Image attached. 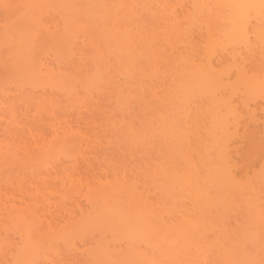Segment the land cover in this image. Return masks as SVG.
Returning <instances> with one entry per match:
<instances>
[{
	"label": "rangeland",
	"instance_id": "374dc122",
	"mask_svg": "<svg viewBox=\"0 0 264 264\" xmlns=\"http://www.w3.org/2000/svg\"><path fill=\"white\" fill-rule=\"evenodd\" d=\"M104 1H107L105 5L107 7L110 5V8H112L116 5L113 4L112 6V3H115L116 0ZM138 1L139 0H137V2L136 0H131L130 2L132 3L130 4L128 0H122L125 4L123 5L119 0L120 4L118 3L119 5L116 7H120V5L126 6L124 7L125 10H118L119 8H115L116 13H114V10H112V14H110L111 11L109 13L107 12L109 16L116 14L117 18L118 15L121 14L120 12L125 15L131 13V16L132 12H134L133 17L129 19L130 21L128 20L130 15H127V19L119 17L122 20L119 22V25L116 23V25L119 26V29L121 26V29L124 28L126 30V33L124 30L126 35H124L122 31L121 40L119 39L122 41L120 42V45H118V52L120 54L113 55L114 49L112 44H116L115 41L111 42L112 39L110 40L109 38L104 40L103 37H101V33H98L101 27L106 29L105 25H101V27H99L101 24L100 23L98 25L99 18L97 17L98 21L95 19L92 20V18V21H90L89 18L93 17L91 14L94 15V13L90 12L91 7L90 9L88 8L89 11L87 10L88 13H91L90 15L85 12L88 17L85 16V18L83 16L84 13L81 14L84 17L82 19L77 16L79 17L78 19H80V24L88 18L89 22H84L83 26L85 25L84 27H86L85 23H87V26L90 25V29L89 27H82L80 29V25L78 26L80 31L78 28L77 29L79 32L85 29L84 34L88 33L86 30L91 31L94 35L89 32L91 36L87 37L89 40H93L92 43L97 42V46L94 47V50L95 48L97 50V47L101 50H107L106 47H109V51H112L110 52L111 57L109 56L108 58L107 55H104L105 53L109 54L108 50L106 52L100 50V52H105L104 54L101 53L104 57L100 56L101 54L99 55L98 52V54H96V58L98 60H96L93 55H90L91 52H94L92 51V48L91 52H87V50L91 47V45L89 46L91 41L87 40L88 43H86L87 41L84 42L83 38L85 37L79 36L80 33L78 34L76 31L78 34V36L76 35V43L72 42L74 47L70 46L71 48H68V52L69 49L70 51L73 50L72 53H74L73 55L77 54L75 55L77 58L72 57L73 55L71 56L69 54L72 59H59L58 61L57 58H61L60 55L62 56L63 50L65 52L67 51V48H62L63 50H61V47H63L62 41H64L60 40L61 36H58V39H56V44L52 41L54 38L53 30L56 29L57 26L60 27V25H62L64 26V30L62 28V35L68 31V25L65 27L66 25H63L61 22L64 18L63 15H66L65 18L70 20V22H67L65 21L66 19H64L67 24H72V27H75L73 25H78L74 24L73 21L71 22L73 18H70V16L74 17V10L71 7L75 8L77 5L76 1L74 3L76 5H74L71 0H57L56 2H53L52 0H0V146L3 144L6 145L4 147H0V246L3 247V249L0 247V258L1 260L3 259L2 263L0 260V264H10L11 259L9 254L17 251V247L20 248L23 243L21 242L22 238H24V235L27 233L25 230H27V227L29 226H27L26 229L23 227L26 232L25 233L23 231L25 233L24 235L20 232L14 234L22 223L14 224L15 221L12 218L18 215L17 212H19V210L17 209H20L21 207L25 208L20 209L22 211L19 212L20 217L18 222H23L22 218L25 216L24 213L26 210L25 220L29 217V221H26L25 223L29 222L32 227V231L28 228L31 239L29 237L28 238L32 241L29 245L31 246V244H33L34 247L32 246V251L35 250V253L33 252V254L29 251L31 253L30 255L35 257H33L34 259L32 260V256H29L31 261L33 262L36 260V257H38L39 261L41 257V260H43L44 256L49 258L44 261L46 259L44 257L45 259L42 262L38 261V264H99V260L97 259L98 253L101 254L102 252H99L98 249L103 248L102 251H105V244L108 247V250L111 251V255L105 254L106 251L103 253L106 256L109 255L108 258L111 256L109 260L113 258L112 264H114V257L112 256V253L115 258L116 256L119 257L122 254L124 260H126L125 262L127 263V259H125L126 255L121 252L124 251L125 253V250H127L125 246L129 241H127V238L124 237L126 234H124V236H122V232V235H120V233L118 234L119 229L117 227V231L113 228H110L111 230L107 231L104 230L105 227H102L103 229L93 228L95 226H92V224L94 225L96 223V225H98L97 221L100 219L99 221L102 223L100 222L99 225H109L107 223L109 220L111 221L117 218V220H119L120 217V219L123 220L122 216H124L126 220L127 215L125 214L129 215L134 207H136V209L138 207H143L142 209H146L145 211L148 212H142V215L138 214L142 218L136 215L139 220L133 219L137 220L135 223L131 221V223L133 222V225L137 223L141 224L140 221H142L141 225H143L144 222H146L145 224H148V219H150V224L153 223L156 225L155 227L158 226L157 229L160 228L159 230L154 228V230L162 231L163 229L164 232H172L170 235H163L162 237L166 236L163 238V241L164 239H166L165 241H168V238L169 236L171 237V235L174 237L175 241L173 242L175 243L173 244H175V246L172 248L175 249L173 250L174 253L171 252V256L173 254H177V261L174 259V262H177L176 264H212L213 262H215L213 264H264V0H255L256 4L251 2L256 6L251 4L252 7L250 6V8L246 4L249 10L244 6L246 0H240V4L241 1L243 2L242 5L239 4L240 6L238 5V0ZM83 2L84 3H82V5L84 4L85 6L87 2L89 3V0H83ZM91 2H94L93 4L97 6L95 0H90V5ZM105 2L102 0V3L105 4ZM108 2L111 3L108 4ZM116 2H118V0ZM100 5H98L99 8ZM128 7H130L133 11L128 12L131 10L130 8L128 9ZM232 8L233 12L236 13L234 16L231 12ZM81 9L82 8H80V11ZM100 10L102 9L100 8ZM122 10L127 11L128 13H125ZM75 11L76 13L80 12L77 9H75ZM96 11L97 10L94 11L95 14L100 12L97 11L96 13ZM103 13L100 15L101 19L103 17ZM230 13L234 18L236 16V18L238 17L240 19L239 15H241V21L242 19L245 20L243 22H236V18L233 20V18H231L232 16L229 15ZM125 15L123 17H125ZM60 17H62V19ZM76 19L73 20L75 21ZM227 19L228 22L231 21V19L235 21V23L232 24V27H234L237 23L239 24L236 26H240L231 29L232 27L228 25L229 23L227 22ZM59 20L62 24L59 23ZM111 20L112 17L110 21ZM94 21L95 23L92 24ZM105 21L102 23H105ZM110 21L109 23L107 22L108 25L106 26L113 28L115 24L112 25ZM233 21L231 23H233ZM94 25H96V27ZM54 26H56V28ZM69 27L71 29V26ZM91 27L93 28V31L91 30ZM127 27H132V29L129 28V30H131L130 32L126 29ZM114 28L116 29L117 27L115 26ZM238 29H240V32ZM48 30L51 31L49 34L52 33V35L48 34ZM62 30L58 29L56 31L61 32ZM72 30L74 31V29ZM58 32L55 33L56 36ZM131 32L137 33L133 34L136 35V38L139 36L137 40H135V36L133 37ZM73 34H75V32ZM81 34L83 35V32H81ZM58 35H60V33ZM142 35L144 36V39L145 35L149 38V40L145 39L146 41L143 39L144 44H147L146 42H148L145 46L149 48L144 55H142L143 52L140 51L141 49L139 48L141 47L140 43H142L139 39L143 38ZM73 38H75V35ZM94 39L97 41H94ZM95 43H93V46ZM108 43H112V47L108 45ZM134 43L137 44L136 47ZM105 44L106 46H104ZM144 44H142V46ZM63 45L66 47L64 42ZM101 46L102 48H100ZM135 50H138V53L141 52L140 55H142V57H139L138 61L135 60L137 64L135 63L132 65L134 58L138 57V53H136ZM56 51L57 53L59 52L60 55H53L56 54ZM77 51H84L85 54L88 53V55L94 58H90V56L83 54V56L85 55L84 57L88 56L89 59H87L92 61L80 59L81 56H78L80 54H78L79 52ZM143 51H145V47ZM132 53H134V55ZM69 55L67 54L66 57ZM102 57V61L104 63L105 61L106 63L109 62V64L107 63V67L110 70L105 73V76L104 73H100V75L97 72L98 75L101 76L100 78L102 79L104 76L103 78L106 77L107 79V75L110 74L109 77L112 78L111 80H109L110 78L108 80L111 81V85H114L112 84V79L118 78V83L115 82L114 79L113 81L117 83V85L122 84V86L118 85V87H116L117 85H115L113 87L116 90L110 89L113 87L106 85L105 83H107V81L103 79V82L101 83L102 86L97 83L99 84V87L96 84V87H92V92L87 89L86 93L90 91L92 93L91 95L94 94V96L89 97L90 92L87 96H84L86 87L83 88L85 85L82 86L83 84H79V82L75 81L77 79L75 76L77 73L80 74V76L84 75V71L81 72L83 69L85 70V75H88L86 73H89V70L94 71L91 70L94 65H96V69H102V67L99 68V66L102 65L100 64ZM93 59H95V61ZM116 59L119 60V62L122 61L120 63L121 65H119L122 68L119 69L118 64L116 65ZM87 62L89 65L86 64ZM90 62L93 63V66ZM67 64H71V66L73 65L76 67V69L73 68L74 71H70V69H72L71 66L68 70L71 73L75 72L73 77L75 79H73V81H71V79L70 81L73 82L75 86L77 85L76 88H78L76 89V93L79 91V94L82 95L79 96L76 94L77 98H79L77 99L75 97L77 102L79 100L78 104L75 101V98L74 100L72 99L73 96L71 92H67L68 95L71 94L69 95L72 96L71 98L65 95V86L63 87L62 82L65 75H58V79L62 80H56L57 82H55L57 84L55 85L50 84L52 87L56 86V91L54 89L52 90V87L49 88L50 86H46L49 82H51V79L49 78L54 74H52V71L49 72L50 67H52L51 70L59 67L58 71L63 70V72L66 71L68 73V70H64L68 68ZM84 65H88L89 67H83ZM135 65L137 66L136 70L135 67H133ZM63 66L66 68L62 69ZM104 66V69H106V64ZM125 66L128 68H125ZM132 67L134 74H132ZM104 69H102L103 72ZM30 70L31 73L33 72V76H30ZM53 71L56 72L57 70L54 69ZM121 71L123 72L121 73ZM94 72H96V70ZM73 73L70 77L73 76ZM48 74H50V77ZM69 74L70 73H68L67 77ZM26 75L29 76L26 77ZM111 75H117L118 77H113ZM96 77L97 76H95V78ZM45 79L49 82H46ZM52 80H55V78ZM80 80L84 79L81 77ZM59 82L61 85L58 84ZM66 84L67 82L64 85ZM87 84H89V86L92 85L90 83ZM108 84L110 83L108 82ZM72 85L73 84H71V86ZM75 86L72 87L75 88ZM107 86V90L110 89L111 94L106 90ZM132 86L133 88L135 87L134 89L137 92L138 100L135 99L137 96H131L132 99L129 96L130 94L135 95L136 92H130L129 95L127 93L131 91L130 89ZM60 87L63 91L62 94L57 92L61 90ZM79 87L83 93L78 90L80 89ZM99 88L100 90L104 89L103 91L105 93L100 92ZM118 88H120L121 91ZM133 88L132 91H134ZM74 90L72 89V91ZM93 90H96V94ZM117 90L120 91L122 96H126L121 99L123 100L126 98L125 102L127 103V106L121 109H116L117 107L120 108L117 104H115V107L113 105L115 100L116 103L118 101L117 99L120 100V98H115L114 96L116 95V97H118V94L116 93ZM106 92L109 93V97H107ZM114 92L116 94H114ZM207 92L209 93L208 96H203L205 93L207 94ZM104 99H112V101L110 103L108 100ZM69 100H73L72 104L76 102L75 106L74 104L71 105ZM122 100L119 105L124 103ZM97 104L99 105V108ZM94 106L97 108L94 109L95 111L91 110ZM90 110L93 111L92 114L94 115L91 114ZM94 120L97 122L95 125L93 122ZM118 124H120L119 127H117ZM69 129H72L73 131L71 132ZM118 130L123 134H119ZM68 131L70 132V135H73L75 138L77 137L76 135L78 132L80 137L83 134H86L87 136L83 135L82 142L80 144L78 143V146H76V144L75 146L73 145L76 149L73 147L74 149L61 151L58 149L60 142L64 143L71 139L70 141L77 143L81 140L80 137H77L80 140L77 138L76 140L74 137L72 138L69 134H67ZM80 131H82L83 134ZM55 135L58 140H56L57 138L55 139ZM66 136L70 139L68 140ZM182 136L184 140L181 142L182 145H180V147H176V141L180 140V137ZM64 139L66 141H64ZM75 140L77 142H75ZM47 141H49L48 144ZM56 141L60 142L58 143ZM53 142L55 145L58 144V146L56 145V147ZM178 142L179 141H177V143ZM36 143L39 144L37 145ZM38 146L39 148H37ZM43 146L46 147L45 150ZM177 146H179V144H177ZM49 147L52 151L47 150ZM54 147L58 150H53L55 149ZM70 147L71 146H69V148ZM182 154L187 155H184L186 158H190L187 159L188 161H185L184 164H187L188 162L190 164L184 165L183 161L180 163L179 160L183 156ZM205 159H209L210 163L213 164V167H216L215 172L217 173H214L213 171L209 172L212 170V165L207 163L208 161ZM177 162L179 165L182 164V166L177 165ZM206 163L210 167L206 165ZM174 165L176 168L179 166V168L174 169ZM189 165H194L193 168L195 169V172L194 170L192 171V176L188 175L190 173V169H192V166L190 169H187ZM207 166L209 167L208 170L205 169ZM196 169L202 172L203 176L205 171H207L203 182L196 180L201 174ZM173 170L176 171L174 172L175 174L172 173ZM193 172L197 173L198 178H196V175H194ZM198 172L200 174H198ZM210 174H214V177L213 175L210 176ZM187 175L191 181H188ZM175 176L178 177V179L176 177L178 183L176 182L177 180L175 179ZM202 177L200 178L201 181ZM210 177H213L214 179L212 178L213 180H211ZM172 179L176 182V184L175 182H172L173 185L175 184L174 186H171L172 183L170 184ZM206 179L207 181L205 183ZM106 180L109 181L108 184L110 183L111 188L108 185V189L104 191L106 185H102V183L105 184L107 182ZM79 181H82V183ZM192 181V184L195 185V187L198 186L195 188V191L194 188H192ZM194 181L196 182L194 183ZM208 181L211 183L209 185L210 188L208 186ZM100 182H102L101 185L103 187L101 186L99 189ZM112 182L117 185L121 182L119 185H122V187L118 185L120 190L117 188V185ZM79 183L81 187L79 186ZM96 183L99 186H97ZM86 186L91 187H88V190L86 189L87 192H85V190L83 191ZM124 186L126 187L124 188ZM93 187L94 189L98 188V190L96 189L97 191L95 192V190L92 189ZM126 188H130L131 192ZM201 188H203L202 191ZM215 188L216 191L213 193ZM109 189H112V197L115 192L113 189L116 190L115 195H118L119 198L123 195H119L121 191L126 194L127 198H121L123 200L122 202L125 201L121 204H126L127 200H129V203L132 202L134 197L132 198L131 195L135 196V198H138L137 196L140 195L143 206L141 203L138 207L134 206L140 202L139 198L138 200L134 199L136 203L133 205L130 204L133 208L129 205L131 208L129 213L126 210V208H128V203L123 206L118 204L117 207L121 206L125 209V211L121 207L120 209L122 211L119 210L118 207L119 213H116V209L113 211V207L112 209L110 208V210H112L111 212H115L114 214H117V217L111 216V218H109L110 215H113L110 211H106V214L101 217V212L103 214V211H105L104 208L106 207L105 209H107L108 204L109 207H112L114 205L113 202L118 203V200L114 201L113 199V204L111 203L112 206H110V201L112 200H109V202L107 200L108 197L109 199L111 198V194L109 195ZM124 189L128 190L127 192L131 194L130 197L128 196L129 194L127 195L126 191L124 192ZM197 189L199 190L197 191ZM23 190L25 192L24 196L22 192ZM26 190L29 191H27V194ZM93 191L95 194L98 192L101 193H99L98 196H94V199L96 197L98 199V197L101 196L100 199L102 200L103 195H108L107 199L106 196L103 197L106 199V202L100 200L101 204L99 207V201L97 199L94 200L92 198L94 201L92 202L91 200L92 203L90 204L89 202L88 204L89 207H91L93 205L95 206L94 202L98 203L95 207H98L100 212L95 210L97 208L87 207L88 202L86 203V201H90L91 198L87 199L86 196L90 192L91 194H89V196L92 195ZM103 191L104 193L106 192V194H104ZM209 191L212 193L209 194ZM83 192L85 195H83ZM199 192L202 194L199 195ZM204 192L207 193L205 196ZM20 193H22V195H20ZM135 194L138 195L136 196ZM212 195L213 198H211ZM206 196L207 199L210 196L209 198L213 201L208 199L210 201L207 202V199L203 198H206ZM122 197L124 198L125 195ZM20 198L21 201L22 198L24 199L23 202L20 201ZM28 198L30 199V202L27 201ZM84 199L87 200L85 201ZM34 200L35 205L32 203ZM8 201L10 202L7 203ZM104 202L107 206H104ZM13 203L15 205L19 203L18 205L20 206H15ZM102 203L104 204V207L101 206ZM8 204L12 207L14 206L16 210L8 208V212H6ZM26 206L28 207V211ZM30 208L32 210L34 208L35 211L30 213ZM80 209H82L81 211L84 210L83 212H86V214L89 210L88 214L91 216L89 215V218L87 216L88 214L86 215L87 217L83 216ZM86 209L87 211H85ZM92 209L97 213L99 212V216L95 215V211L91 212L90 210ZM27 212L29 213L27 214ZM123 212H125L124 215ZM137 213H139V211ZM7 214H13L14 216H9ZM147 214H150L151 216H148ZM130 215L131 218L134 217L132 214ZM7 216L10 220L7 219ZM95 216L97 218H94ZM84 217L89 220V223L86 222L87 220ZM17 218L18 217L15 219ZM90 218L94 219L92 220V223H90ZM131 218L129 219L131 220ZM75 222H77V224ZM6 223L7 225H11L10 223H13L15 226L19 225L17 227L18 229L15 228L16 231L14 232V225L12 224V226H7ZM74 223L79 225V227H75ZM82 223L84 228H88V226L90 227L89 224H91L92 228L87 230L84 229V231H82L80 228L82 227ZM85 224H88V226H85ZM211 224H213L212 228ZM23 225L25 226L24 223ZM152 225L150 226L152 227ZM125 226H128L124 227L125 229H128H124L123 231L127 232L130 229L129 227L135 228L132 227V225ZM122 227L123 226H121V228ZM137 227L138 226H136V228ZM147 227L149 226L147 225ZM147 230L146 233L149 232V230L148 232ZM164 232L159 233L164 234ZM102 233L104 234L101 235ZM136 233L139 232L136 231ZM155 233L158 234L157 232ZM131 235H134V237L136 236L134 233ZM143 235L145 236V232ZM152 235H154V233H152ZM158 235L154 236L155 239ZM139 236H136V239ZM134 237L132 239H134ZM159 237H161V235ZM100 238L102 239V243L104 241L105 244L103 243L102 245L101 242L97 243ZM128 238L131 239L130 235ZM142 238L140 237L136 240V242H132V254L131 251L127 250L131 256L136 255L135 249L148 251V254H145V256L141 255L143 258L147 257V255L149 256V254L153 255V253H155L149 252V250H154L151 247L154 241H151L152 244H150V249L148 247L149 241ZM220 238L223 241H221ZM216 239L219 242H223V245H226L227 248H230V246L232 247L234 244V246L238 247L236 244H239L238 242L240 241V246L243 244L242 247L245 250L244 253H246H242V256L246 255V257L243 256V259H241V257H239L240 259H238V257L236 259H232L230 258V254H232L231 256L233 257L234 250H232V253L231 249L228 252V250L221 248L222 250L227 251L228 254L224 257L226 261H219L218 259L220 256L223 258L225 254L223 252L225 251H222L218 247L219 244L217 248L220 249L222 253H219L220 251L217 249L216 250L219 252L215 250L213 243ZM24 240H26V238ZM172 240L173 238H171V243ZM224 240H226V244ZM26 241L28 242L29 240ZM163 241L161 240L162 248L161 246L160 248L163 250L165 246V248L167 247L166 249H169L166 242L164 245ZM221 242L220 245H222ZM2 243H6L7 245H5L8 246L7 248H9L10 244V247L12 248L7 249L5 248V245L2 246ZM95 243L101 245H97ZM30 246L27 247L26 245L25 250H28V248L30 249ZM98 246L100 247L98 248ZM160 248L158 249L159 251H161ZM10 250L11 252L9 253ZM171 250L172 249L170 247L169 251ZM22 252L23 251H21V253ZM118 252L119 256L116 255ZM21 253L20 251L16 252L18 256L23 254ZM103 253L102 255H104ZM106 253H108V251ZM129 253L128 257L130 259ZM138 253L139 251H137V254ZM216 253H218V255H216L217 257L220 255L219 258L213 255ZM94 254H96V257ZM168 254L169 256L166 255V257H170V252ZM183 254H188V256L194 254V256H190L192 259H194L193 257L197 254H200L201 256L202 254H211L215 257V259L207 261H204L205 259L199 260L198 257L200 256L197 255L196 257L198 258V261H193L190 257V261L188 259L186 261V255L184 256ZM25 255L27 256V254ZM160 255L158 256L159 258L162 256ZM163 255L164 260H161L163 257L158 259L156 252V259L154 258L156 261L152 260L153 262L151 263L170 264V259L174 256L169 259V262L165 259V253H163ZM178 255H182V257ZM12 256L11 258H15ZM99 257H101V255ZM123 257L121 256L122 260ZM142 257L141 259L138 258L140 262H136V259L131 257L133 259H130L127 264H130L132 260H135L133 261V264H143V262L148 264L147 261L145 262L146 259H142ZM150 257L151 256L148 258ZM7 258L10 260L8 261ZM95 258L98 260L96 263H94ZM104 258L107 257H103V261L105 260ZM209 258L212 259L211 257H208V259ZM20 259L17 260L20 264L30 262V260L27 262L29 258L25 262L23 260L24 263ZM91 259H93V261ZM179 259H181V261ZM14 261L16 262L14 259L12 264H14ZM34 262H37V260ZM106 262L105 264H109V262ZM116 262H118V260ZM119 262L121 261L119 260ZM125 262L122 264H125ZM100 264L103 263L100 261Z\"/></svg>",
	"mask_w": 264,
	"mask_h": 264
},
{
	"label": "bare ground",
	"instance_id": "6f19581e",
	"mask_svg": "<svg viewBox=\"0 0 264 264\" xmlns=\"http://www.w3.org/2000/svg\"><path fill=\"white\" fill-rule=\"evenodd\" d=\"M48 1H50V0H48ZM52 1H53V2H56L57 0H52ZM58 1H59V0H58ZM71 1H72L73 4H74L75 1H76L77 5L74 4V5H76L75 8H74V7H71V8L74 10V11H73V12H74V13H73V14H74V17H73V16H72V17L70 16V18H71V19H72V18H73V19H76V18L78 19V18L80 17V19H82V18H84L85 16L88 17L87 14L90 15L91 13H94V15L91 14V16H93L94 18H93V17H90V18H89L90 21H92V20H94V19L97 20V19L99 18V19H98L99 21L97 20V21L99 22L98 25L101 23V24L99 25V27H101V25H102V26L105 25L106 29H104V27H101V28H100V31H99L98 33H101V35H102L101 37H103L104 40H105L106 38H107V39L109 38L110 40L112 39L111 42H112V41H113V42L115 41L116 44H114V43L112 44V43H111L112 46H113V49H114V50H113V51H114V52H113V55H114V54H115V55H116V54H120V53L118 52V49H119V48H118V47H119L118 45H120V42H122V41H120V40H121V37H122V36H121V35H122V34H121L122 31H123V34L126 35V34H125V33H126V30H125L124 28H122V29H123V30H122V29H121V26H120V29H119V26H117V25L120 24L119 22L122 21L119 17L124 18V19H127L128 16L130 15L129 18H128V20H129L131 17H133L134 12H132V16H131V13L129 14L128 12L133 11V10H132L130 7H128V9L130 8L131 10H129V11L127 12V11H123V10H125L124 7H126V6H122V5H120V7L122 6L121 8H120V7H116V6H118V5L120 4V3H119V0H118V2H116L117 0H116V1L114 0L115 3H112V6H113V4H116V5L113 6L114 8H113V7L110 8V5H109L108 7L105 6L106 3H107V1L105 2L104 0H103V2H105V4L102 3V0H99V1H98V0H95V2L97 3V4H96L97 6H95V5L93 4L94 2H91V5H90V0H89V3L87 2V3L85 4V6H84V4L82 5V3H84L83 0H81V1H80V0H75V1L71 0ZM78 1H79V2H78ZM84 1H88V0H84ZM109 1H110V0H109ZM114 1H113V2H114ZM130 1H131V0H128V2H130ZM139 1H141V0H139ZM139 1H138V2H139ZM239 1H240V0H238V2H239ZM249 1H250V0H249ZM249 1L246 0V3H245V5H244L247 9H248V6H249V8H250L251 4H252L253 6H256V5H254V4H256V3H255V2H256L255 0H251L250 2H249ZM258 1H259V0H258ZM80 2H81V3H80ZM120 2H121L123 5H125V4L122 2V0H120ZM126 2H127V1H126ZM132 2H133V1H132ZM132 2H130V4H131ZM136 2H137V0H136ZM251 2H254V4L251 3ZM263 2H264V1H263ZM72 3H71V4H72ZM78 3H79L80 5H79ZM109 3H111V2H108V4H109ZM118 3H119V4H118ZM134 3H135V1H134ZM248 3H249V4H248ZM73 4H72V5H73ZM100 4H101V5H100ZM128 4H129V3H128ZM139 4H140V3H139ZM139 4H138V5H139ZM143 4H145V3H143ZM233 4H234V3H233ZM239 4H240V2L238 3V5H239ZM242 4H243V2L241 1V4H240V5H242ZM246 4H247L248 6H246ZM92 5H93V6H92ZM98 5H100V8H101L102 10H100V8H99ZM134 5H135V4H134ZM240 5H239V6H240ZM59 6H60V5H59ZM94 6H95V7H94ZM101 6H102V7H101ZM78 7H79V8H78ZM91 7H92V8H91ZM97 7H98V8H97ZM103 7H104V8H103ZM235 7H237V6H235ZM251 7H252V6H251ZM80 8H82V9H81L82 13H81V11H80ZM88 8H89V9L91 8V9H90V10H91V11H90L91 13H88V11H89ZM94 8H95V9H94ZM96 8H97V9H96ZM105 8H107V9H105ZM108 8H110V9H108ZM115 8H119L118 10L123 9L122 11L125 12V13H128V14L125 15V14H123L122 12L119 11V12H120L121 14H123V15L117 13V14H119V15H118V18H117V16H116V14H113V16L110 15V16L112 17V20H113V19L115 20V21H114V20H113V21H112V20L110 21L111 17L109 16V14H107V12L109 13V12L111 11L110 14H112V10H114V13H116V12H115V11H116ZM132 8H133V7H132ZM237 8H238V7H237ZM253 8H254V7H253ZM253 8H252V9H253ZM59 9H60V8H59ZM75 9L79 10L80 12L77 11L78 13H76ZM83 9H84V10H83ZM93 9H94V10H93ZM252 9H251V10H252ZM87 10H88V11H87ZM95 10H97L98 12L100 11V12H99L98 14H95V12H94ZM106 10H107V11H106ZM108 10H109V11H108ZM118 10H117V11H118ZM235 10H237V9H235ZM248 10H249V9H248ZM251 10H250V11H251ZM71 11H72V10H71ZM97 11H96V13H97ZM102 11H103L104 13H105V11H106L105 16H106L107 20H109V21L111 22L112 25L115 24V25L113 26V28H111L110 26H108V27L106 26V25H108L107 22L109 23V21L106 20V18H105V16H104V13H103ZM252 11H254V10H252ZM60 12H61V11H60ZM85 12H86L87 14H86ZM231 12H232L233 16L236 15V13L233 12V8H232V11H231ZM241 12H242V11H241ZM62 13H63V12H62ZM83 13H84V14H83ZM102 13H103V17H102V19H101V16H100V15H102ZM75 14H76V15H75ZM78 14H80V15H78ZM81 14H83L84 17H83ZM85 14H86V15H85ZM239 14H240V13H239ZM239 14H237V15H239ZM97 15H99V16H97ZM124 15H125L126 18L123 17ZM127 15H128V16H127ZM229 15H231V13H230ZM61 16H62V15H61ZM65 16H66V15H65ZM65 16L63 15V17H64L63 19H62V17H60V18L62 19L61 22L63 23V25H66L65 27H67V25H68V28H69L68 31L65 30V31H66V32H65L66 35H65V33L63 34L64 36L62 35L63 30H64V28H63L64 26L60 25V27H61V28H60L59 26H57V23H56L57 28H56V26H54L56 29L53 30L54 38L52 39V41H54V43L56 44V39H58V36H61V37H60L61 39H60V38H59V39H60L61 41L64 40V41H62V46H63V47L60 46V47H61V50H63L62 48H67V51H65V52H64V50H63V52L61 51V52L63 53V54L61 53L62 56L60 55L59 52L57 53V51H56V54H53V55H55V56H56L57 54L60 55L61 58H57V57H56L58 61H59V59H61V60H67V58L70 59L71 56L74 54V53H72V52H73L72 49H71L72 51H70V49H69V52H68V48H71L70 46L74 47V45H72V42L76 43V35L78 36L79 33L81 34V32H83V35H82V34H81V35L79 34V36H83V37H85V38H83V37H81V38H83V41L86 42L87 40H89L88 37L91 36L90 33L93 34L91 31H88V30H86V32H88V33H87V34H84V33H85V32H84V30H85L84 28H86V27L88 28V27H89V29H90V25L87 26V23H85V24H86V27H84L85 25L83 26L84 22H86V21L89 22V19H88V18H87V20H86V19H85V20L83 19L84 22H83V23L81 22V24H80V22H79L80 19H78V21H77L78 23L76 22L77 19H76L75 21L72 19L71 22L73 21L74 24H78V25H73V26H75V27H72V24H70V23L67 24V22H70V20H67V18H65ZM77 16H79V17H77ZM114 16H116V17H114ZM231 16H232V15H231ZM233 16H232L231 18H233V20H234V19L236 18V16H235V18H234ZM239 16H240V19L237 17V18H236V22H237V21H241V18H242V17H241V15H239ZM245 16H247V15H245ZM75 17H76V18H75ZM86 17H85V18H86ZM97 17H98V18H97ZM91 18H92V20H91ZM116 18L118 19V21H117ZM64 19H66L65 21H67V22H65ZM68 19H69V18H68ZM119 19H120V20H119ZM237 19H239V20H237ZM102 20H103V21H102ZM105 20H106V21H105ZM229 20H230V18H229ZM233 20L231 19V21L228 22V19H227V22L229 23L228 25H229L230 27H232V24L235 23V21H233ZM244 20H245V19H244ZM244 20L242 19L241 22H243ZM97 21H96V22H97ZM100 21H101V22H100ZM104 21H105V23H102V22H104ZM116 21H117V22H116ZM129 21H130V20H129ZM232 21H233V23H231ZM61 22H60V20H59V23H61ZM75 22H76V23H75ZM59 23H58V25H59ZM62 23H61V24H62ZM94 23H95V21H94L92 24H94ZM116 23H117V25H116ZM123 23H124V21H123ZM89 24H90V23H89ZM237 24H239V23H237ZM237 24H235V26L232 27L231 29L240 26V25L236 26ZM240 24H241V23H240ZM79 25H80L81 27H80ZM109 25H110V24H109ZM122 25H123V24H122ZM69 26H71V29H70ZM78 26H79L80 29H81L82 27H84V28H83L84 30L81 31V32H79L80 29L78 28ZM94 26L96 27V25H94ZM94 26H93V27H94ZM115 26H116L118 29H117V28L115 29V28H114ZM99 27H98V30H99ZM124 27H126V26H124ZM230 27H229V28H230ZM62 28H63V30H62ZM75 28H76V29H75ZM77 28L79 29V31H78ZM129 28H130V27H127L126 29L130 32L131 30H129ZM239 28L242 29L241 27H239ZM58 29H61L62 31H61V32L56 31V30H58ZM65 29H67V28H65ZM72 29H74V31H73ZM101 29H102L103 31H102ZM130 29H132V27H131ZM133 29H134V28H133ZM240 29H238L239 32H240ZM69 30H70V31H69ZM91 30L93 31V28H92V27H91ZM98 30H97V31H98ZM105 30H106V31H105ZM124 30H125V33H124ZM234 30H236V29H234ZM234 30H233V31H234ZM59 31H60V30H59ZM72 31H73V32H72ZM76 31L78 32V34H77ZM128 31H127V33H128ZM229 31H230V29H229ZM49 32H51V31L48 30V34H49ZM56 32H58V34L60 33V35L57 34V36H56V34H55ZM67 32H68V33H67ZM74 32H75V34H73ZM89 32H90V33H89ZM102 32H105V33H102ZM134 32H135V31H134ZM239 32H237V33H239ZM131 33H132V35H133V34H137V33H133V32H131ZM233 33H234V32H233ZM88 34H89V35H88ZM103 34H104L105 37L103 36ZM128 34H129V33H128ZM239 34H240V33H239ZM49 35H52V33L49 34ZM74 35H75V38H73ZM84 35H86V36H84ZM93 35H94V34H93ZM124 35H123V36H124ZM62 36L65 37V38H63ZM87 36H88V37H87ZM128 36H129V35H128ZM134 36H135V40H137L138 37H139V36H138V37L136 38V35H133V37H134ZM142 36H143V35H142ZM142 36H141V37H142ZM52 37H53V36H52ZM133 37H132V38H133ZM141 37H140V38H141ZM66 38H67V40H66ZM69 38H71V39H69ZM77 38H78V37H77ZM86 38H87V39H86ZM94 38H95V37H94ZM130 38H131V37H130ZM68 39H69V41H68ZM73 39H74L75 41H74ZM85 39H86V40H85ZM90 39H93V38H90ZM107 39H106V40H107ZM119 39H120V40H119ZM143 39H144V36H143L142 39H139V41H142V43L139 42V43L141 44V47H139V48L141 49L140 51L143 52L142 55H144V53H145L146 51H148V49H149L147 46H145V45L148 44V42H146L147 44H144ZM145 39H146V40H149V38H148L146 35H145ZM145 39H144V40H145ZM71 40H72V41H71ZM104 40H103V41H104ZM132 40H133V39H132ZM146 40H145V41H146ZM66 41H67V42H66ZM70 41H71V42H70ZM89 41H91V43L89 42V43H90L89 46L91 45V47H90L89 50H87V52H88V51L91 52V48H92V49H93L92 51H94V52H91V53L89 52V53H90V55H93V56L95 57L96 60H98V59L96 58V57H97L96 54H98V52H99V55H100L101 53L104 54L107 50H108V51L110 50V49H108L109 47H108V48L106 47L107 50H105V49H104V50H103V49L101 50V49H98V47H97V50H99V51H97L96 48H95V50H94V47L97 46V45H96L97 42H96V43L93 42V43H95L94 46H93V43H92L93 40H89ZM94 41H97V40L94 39ZM63 42H64V44H66V47H65V45H63ZM105 42H108V41H105ZM117 42H118V43H117ZM135 42H136V41H135ZM137 42H138V41H137ZM74 43H73V44H74ZM86 43H88V41H87ZM109 43H110V42H109ZM109 43H108V45L111 46V44H109ZM123 43H124V42H123ZM131 44H132V43H131ZM142 44H144V45L142 46ZM60 45H61V44H60ZM134 45H135V47H136L137 44L134 43ZM104 46H106V44H105ZM112 46H111V47H112ZM138 46H139V45H138ZM115 47H116V48H115ZM132 47H133V46H132ZM142 47H143V48H142ZM144 47H145V51H143V50H144ZM100 48H102V46H101ZM103 48H104V47H103ZM139 48H138V49H139ZM146 48H147V50H146ZM133 49H135V48H133ZM136 49H137V48H136ZM65 50H66V49H65ZM75 50H76V49H75ZM75 50H74V51H75ZM100 50H101V51H105V52H100ZM111 50H112V48H111ZM54 51H55V50H54ZM95 51H97V52H95ZM135 51H136V53H138V50H135ZM77 52H79L78 54H80V55H78V56H79V57L81 56L80 59H84L85 61L89 59L88 56H90V55H88V53L85 54L84 51H83V52L77 51ZM77 52H76V53H77ZM85 52H86V51H85ZM110 52H112V51H109V54H108V53H105L104 55H107L108 58H109V56H110V54H111ZM133 52H134V51H133ZM65 53H66V54H65ZM71 53H72V54H71ZM67 54H68V55L70 54L71 56L69 55L68 57H66ZM83 54L88 55V56L84 57L85 55L83 56ZM94 54H95V55H94ZM132 54L134 55V53H132ZM140 54H141V52L137 54L138 57H136V58H134L133 56H131V57L134 58L132 65H134V64L136 63L135 60L138 61V58H139V57H142V55H140ZM75 55H77V54H75ZM75 55H73L72 57H76V58H77V56H75ZM104 55L101 54L100 56H103V57H104ZM113 55H112V56H113ZM130 55H131V53H130ZM117 56H118V55H117ZM65 57H66V58H65ZM94 57L90 56V58H94ZM103 57H102V59L100 60V61H101L100 64H102L103 66L106 64V69H107V70L104 69L105 66L103 67L102 65H100L99 68L102 67V69H104V72H103L102 69H98V68L96 69V65H94V66H95V67H94V66H93V63L90 62L91 65L93 66L92 68H91V66H90L91 70H94V71L96 70V72H94V71H90V70H89L88 72H89L90 74H89V73H86V74H88V75H85V70L83 69L81 72L84 71V75L81 74L82 76H80V74L77 73L76 76H77V75H78V76H77V77L75 76V78H77L75 81L79 82V84H80V83L83 84L82 86L85 85L83 88L86 87V88H85V91H84V96H87V95L89 94L90 91L92 92V87H96V84H97V83L101 84V83L103 82V79H105V80L107 81V83H105V84H106V85H109L110 87H113V86L117 85V83H118V81H119L118 78H116V79L113 78L114 81L117 82V83H115V82L113 81V79H112V84H114V85L112 86V85H111V81H109V80H111V78H112V77H111V78L109 77L110 74L107 75V76H108L107 79H106V77L103 78V77L106 75L105 73L108 72V70H110V69H108V67H107V63L109 64V62L106 63V61H105V63H104V62L102 61V60H103ZM110 57H111V56H110ZM118 57H119V56H118ZM53 58H54V57H53ZM85 58H86V59H85ZM87 58H88V59H87ZM98 58H99V56H98ZM108 58H107V60H108ZM71 59H72V58H71ZM95 59H93V60L95 61ZM118 59H120V58H118ZM121 59H122V58H121ZM84 60H83V61H84ZM105 60H106V59H105ZM113 60H114V59H113ZM130 60H131V59H130ZM70 61H71V60H70ZM81 61H82V60H81ZM85 61H84V62H85ZM88 61H92V60H88ZM115 61H116V62H115L116 65H117V64H118V66L121 65L120 63H121L122 61L119 62V60H117V59H116ZM134 61H135V62H134ZM73 62H74V61H73ZM73 62H71V63H73ZM102 62H103L104 64H103ZM113 62H114V61H113ZM113 62H111V63H113ZM68 63H69V61H68ZM129 63H130V62H129ZM129 63H128V64H129ZM73 64H75V63H73ZM86 64H88V62H87ZM130 64H131V63H130ZM136 64H137V63H136ZM81 65H83V64H81ZM88 65H89V64H88ZM88 65H87V66H88ZM110 65H111V64H110ZM113 65H114V64H113ZM132 65H130V66H132ZM59 66H60V65H59ZM70 66H71V64H69V65L67 64V67H68V68H66L65 66H63L62 69L66 68V69H64V70H68ZM72 66H73V65H72ZM72 66H71L72 69H70V71H74V69H76V67H74V66L72 67ZM87 66L84 65L83 67H87ZM97 66H98V65H97ZM55 67H56V66H55ZM60 67H61V66H60ZM88 67H89V66H88ZM116 67H117V66H116ZM133 67H135V70L137 69V68H136V67H137L136 65L133 66ZM133 67H132V72H133ZM51 68H52V67H50L49 72L52 71V74H53V73L55 74V73L58 71V68H59V67H56L57 69L54 68L55 70H57L56 72L53 71L54 69L51 70ZM73 68H74V69H73ZM90 68H89V69H90ZM120 68H122V67L119 66V69H120ZM125 68H128V67L125 66ZM125 68H124V69H125ZM85 69H86V68H85ZM117 69H118V68H117ZM124 69H123V71H124ZM97 70H100L101 72H100V71H97ZM114 70H115V69H114ZM114 70H113V71H114ZM130 70H131V68H130ZM32 71H33V69H32ZM59 71L62 72V73H60ZM59 71H58V72H59L60 74H59L58 72H57L58 74H57V73H56L55 75L53 74L55 77H54L53 75H52L53 77H52V76L50 77V74H48L49 77H50L49 79H51V82H53V81L55 82L56 80H59V79H58V75L62 76V74H63V75H65V78H64V80H62V79H61V80H62V82H63V87L65 86V87H64V90H65V93H66L65 95L68 97L69 95L72 94L73 97H72V96H69V98L72 97L73 100H74L75 97L77 98L76 94H78L79 96H82L81 94H79V93H80L79 91H78V93H76V89H77L78 87L76 88L77 85L75 86V84H74L73 82H71V81H73V79H75V78H73L75 72H74V73L72 72V73H73V76L70 77V75H71L72 73L69 72V70H68V73H70V74H69V76L67 77L68 73H67L66 71H64V72H63V70H59ZM86 71H87V70H86ZM119 71H120V70H119ZM123 71H121V73H122ZM127 71H128V69H127ZM97 72H98L99 74H100V73H101V74L104 73V76L102 75V76H103L102 79L100 78V77H101V76H100L101 74L98 75ZM109 72H110V71H109ZM111 73H112V72H111ZM126 73H127V72H126ZM129 73H130V71H129ZM29 74H31L30 76H33V75H32L33 72L31 73V70H30V73H29ZM93 74H94V75H93ZM96 74H97V75H96ZM132 74H134V72H133ZM56 75H57V76H56ZM91 75H93V76H91ZM124 75H125V74H124ZM28 76H29V75H28ZM28 76L26 75V77H28ZM46 76H47V75H46ZM46 76H45V78H46ZM83 76H84V77H83ZM95 76H97V77L95 78ZM111 76L116 77L117 75H116V76L111 75ZM119 76H121V75H119ZM122 76H123V75H122ZM66 77H67V78H66ZM81 77H82L84 80H80ZM87 77H88V78H87ZM92 77H93V78H92ZM117 77H118V76H117ZM123 77H124V76H123ZM54 78H55V80H52V79H54ZM79 78H80V79H79ZM109 78H110V79H109ZM46 79H47V78H46ZM46 79H45V81H46ZM49 79H48V80H49ZM71 79H72V80H71ZM94 79H95V81H94ZM100 79H101V80H100ZM108 79H109V80H108ZM61 80H59V81H61ZM65 80H66V82H67L68 85H67V84L64 85V84L66 83ZM67 80H69V81H67ZM70 80H71V81H70ZM78 80H79V81H78ZM89 80H90V82H89ZM96 80H97V81H96ZM116 80H117V81H116ZM81 81H82V82H81ZM83 81H84V82H83ZM85 81H86L87 83L92 84V85L89 86V84H87ZM91 81H92V82H91ZM98 81H100V82H98ZM46 82H49V81H46ZM46 82H45V83H46ZM51 82H49L48 85H46L47 83H46L45 85L48 86V87L50 86L49 88H51L52 86H51L50 84H54V85L57 84V83H56L57 81H56L55 83H54V82L51 83ZM68 82H69V83H68ZM108 82H109L110 84H108ZM121 83H122V82H121ZM58 84L61 85L60 82H59ZM71 84H73L72 86H73V87L75 86V88H73V87L71 86ZM77 84H78V83H77ZM94 84H95V86H94ZM99 84H97V86H98ZM60 85H59V86H60ZM103 85H104V84H103ZM118 85H120V84H118ZM118 85H117L116 87H118ZM59 86H57V87H59ZM79 86H81V85H79ZM101 86H102V84H101ZM120 86H122V84H121ZM53 87H54V86H53ZM53 87H52V90H53V89H54V90L57 89V88H55L56 86H55L54 88H53ZM61 87H62V86H61ZM61 87H60V89H61ZM88 87H89V88H88ZM98 87H99V86H98ZM98 87H97V88H98ZM110 87H109V88H110ZM65 88H66V89H65ZM71 88H72L73 90L75 89V90H74L75 92L72 91ZM79 88H80V87H79ZM121 88H122V87H121ZM132 88H133V86H132ZM132 88L130 89L131 91L127 92L128 95H129L130 92H134V93L136 92L135 89H134L135 87L133 88L134 91H132ZM206 88H207V87H206ZM60 89H58V90H60ZM70 89H71V90H70ZM87 89L90 90V91H88V93H86V92H87ZM101 89H102V88H101ZM107 89H108V86H107L106 90H107ZM110 89H114V87H113V88H110ZM110 89L107 90L109 93H110ZM118 89L120 90V88H118ZM67 90H68V91H67ZM78 90H80V91L83 93V91L81 90V88L78 89ZM103 90H104V89H103ZM103 90H100V88H99V91H100V92H104ZM106 90H105V91H106ZM114 90H116V89H114ZM122 90H123V89H122ZM55 91H56V90H55ZM60 91H61V92H60ZM60 91H57V92L60 93V94H62V92H63L62 89H61ZM93 91H94V90H93ZM111 91H113V90H111ZM117 91H118V90H117ZM117 91H116V93L118 94V97H116V95H114V96H115V98H120V100L117 99V100L120 101V102L117 101V103H116V100H115V103H114L113 105H114V107H115V106H116L115 104H117V106H119L120 108L117 107L116 109H121V108H124V107L127 106V103L125 102V101H126V98L123 99L124 101L121 99V98L126 97V96H125V95H123V96L121 95V93H120L121 90L118 91L120 94H119ZM205 91H206V89H205ZM207 91H208V88H207ZM57 92H56V93H57ZM67 92H68V93L71 92V94L68 95ZM72 92H73V93H72ZM91 92H90V94H89V97H90V96H94V94L91 95V94H92ZM97 92H98V90H97ZM208 92H209V91H208ZM208 92H207V94L205 93L203 96H205V95L208 96V94H209ZM85 93H86V94H85ZM94 93L96 94V90L94 91ZM98 93H99V92H98ZM104 93H105V92H104ZM109 93L106 92L107 97H109V95H108ZM116 93L114 92V94H116ZM106 94H105V97H106ZM110 94H111V93H110ZM112 94H113V93H112ZM124 94H125V92H124ZM74 95H75V96H74ZM100 95H101V94H100ZM100 95H98V96H100ZM103 95H104V94H103ZM79 96H78V97H79ZM119 96H121V97H119ZM129 96H130V97H131V96H133V97H134V96H135V97L137 96L135 99L138 98L137 92H136L135 95H134V94H133V95L130 94ZM207 96H206V97H207ZM105 97H104V98H105ZM110 97H111V96H110ZM112 97H113V95H112ZM69 98H68V99H69ZM76 98H75V101L77 102V99H79V98H77V99H76ZM131 99H132V97H131ZM135 99H133V100H135ZM73 100H72V101H73ZM104 100H108L110 103H111V101H112V99H104ZM121 100H122V102H124L125 104L122 103V105H119V103H121ZM137 100H138V99H137ZM72 101L69 100V103H71V105L74 104V106H75V103H76V102L72 104ZM78 103H79V100H78L77 104H78ZM98 103H99V102H98ZM123 104H124L125 106H124ZM71 105H70V106H71ZM97 105H98V104H97ZM74 106H73V107H74ZM95 106H96V105H95ZM95 106H94V108L92 107L93 109H91V110L97 109V108H95ZM101 106H102V105H101ZM96 107H97V106H96ZM98 108H99V105H98ZM101 108H102V107H101ZM102 109H103V108H102ZM91 110H90V111H91ZM94 111H95V110H94ZM98 111H99V109H98ZM92 112H93V111H91V114H92ZM92 115H94V114H92ZM96 120H97V119H96ZM96 120L93 121V122H94V125L97 123ZM91 121H92V120H91ZM123 121H124V120H123ZM93 122H92V123H93ZM121 124H123V123H121ZM99 125H100V124H99ZM119 125H120V124H118L117 127H119ZM117 127H116V128H117ZM70 130H71V132L73 131L72 129H69V131H70ZM116 130H117V129H116ZM119 130H121V129H119ZM119 130H118L119 134H123V133L121 132L122 130H121V131H119ZM66 131H67V130H66ZM69 131L67 132V134L70 135V132H69ZM80 132H82V131H80ZM75 133H76V131H75ZM75 133H74V135H75ZM78 133H79V132H78ZM78 133H77L76 136H77V137H80V134H78ZM84 133H85V132H84ZM67 134H66V135H67ZM72 134H73V133H72ZM82 134H83V132H82ZM69 135H68V136H69ZM83 135H84V134H83ZM83 135H81V137H80L81 140L78 139V138L76 137L78 140H80L79 142L76 141L77 139H76L73 135H72V136L70 135L72 138L74 137V139H76L75 142H77V143H73V141H70L71 139L69 138V139H70V140H69L68 137L66 136V138H67L69 141H66L65 139H64V141H66V142H64V143H61L60 141H56V142H58V143L60 142V143H59V146H58V144H56V145L58 146V149L61 150V151H64V150H67V151H68V150H70V149H74V148H75V147H74L75 144H76V146H78V143L80 144V143L82 142V139H83L82 137H83ZM85 135H86V134H85ZM85 135H84V136H85ZM70 136H69V137H70ZM86 136H87V135H86ZM54 137H55V139L57 138L56 135H55ZM58 137H59V136H58ZM211 137H212V136H211ZM59 138H61V137H59ZM63 138H65V137H63ZM180 138H181V139H180L181 141H180V140H177V141H179L178 143H177V141H176V147H180V145H182L181 142L184 141V140H183V136L180 137ZM55 139H54V140H55ZM74 139H73V140H74ZM56 140H58V138H57ZM59 140H60V139H59ZM61 140H62V139H61ZM49 141H50V140H49ZM49 141H47V144H48ZM51 141H52V140H51ZM45 142H46V141H45ZM54 142H55V141H54ZM54 142H53V144L55 145ZM62 142H63V140H62ZM67 142H69V143H67ZM70 142H71L72 144H71ZM65 143H66V144H65ZM180 143H181V144H180ZM36 144H37V143H36ZM38 144H39V143H38ZM38 144H37V145H38ZM40 144H41V143H40ZM45 144H46V143H45ZM47 144H46V145H47ZM51 144H52V143H51ZM61 144H62V145H61ZM63 144H64V145H63ZM69 144H70V145H69ZM177 144H179V146H177ZM1 145H2V144H1ZM49 145H50V144H49ZM56 145H55V146H56ZM66 145H67V146H66ZM73 145H74V146H73ZM118 145H119V144H118ZM4 146H6V145L3 144V145L0 146V147H4ZM35 146H36V145H35ZM39 146H40V145H39ZM39 146H38L37 148H39ZM41 146H42V144H41ZM41 146H40V148H41ZM47 146H48V145H47ZM57 146H56V147H57ZM64 146H65L66 149L64 148ZM69 146H71V147L69 148ZM43 147H44V146H43ZM52 147H53V146H52ZM56 147H54L55 149H53V150H58V149H56ZM67 147H68L69 149H68ZM73 147H74V148H73ZM116 147H117V146H116ZM119 147H120V146H119ZM61 148H62L63 150H62ZM42 149H43V148H42ZM45 149H46V147H44V150H45ZM75 149H76V148H75ZM47 150H51L50 147H49V149H47ZM51 151H52V150H51ZM182 155H183V156H182V157H183V160H182V157L180 156L181 159H180L179 161H180V163H181V161H183V164H184L185 161H188L187 159H190V158H186L185 156H187V155H185V154H182ZM184 155H185V156H184ZM184 157H185V158H184ZM206 157H207V156H206ZM207 158H208V157H207ZM184 159H185V160H184ZM205 160H206V159H205ZM189 161H191V160H189ZM201 161H202V160H201ZM206 161H208L207 163H210L209 159H207ZM206 161H205V162H206ZM207 163H206V165H208ZM187 164H190V163L188 162ZM187 164H184V165H187ZM191 164H192V163H191ZM210 164L212 165V166H211L212 170H210L209 172L213 171L214 173H217V172H215V171H216V169H215L216 167H215V166L213 167V164H212V163H210ZM177 165H179L178 162H177ZM174 166H175V165H174ZM179 166H182V164L179 165ZM179 166H178V168H179ZM191 166H192V165H191ZM191 166L189 165L188 167H187V166H186V167H187V169H190ZM193 166H194V165H193ZM193 166L191 167L192 169H190V173L188 174L189 176H192L191 173H192L193 170H194V172H195V169L193 168ZM208 166H209V165H208ZM208 166H207V168H205V169L208 170L209 167H210V166H209V167H208ZM171 167H172V166H171ZM178 168H176V166L174 167V169H178ZM184 168H185V166H184ZM195 168H196V167H195ZM172 169H173V168H172ZM172 169H170V170H172ZM196 170H197V169H196ZM197 171H199V170H197ZM174 172H176V171L173 170L172 173L175 174ZM186 172H187V171H186ZM186 172H185V173H186ZM194 172H193V173H194ZM199 172H200V171H199ZM199 172H198V174H200V173L202 174V172H200V173H199ZM206 172H207V171H205L204 176L207 174ZM209 172H208V173H209ZM185 173H184V174H185ZM173 174H172V178H173ZM201 174H200V176H199V178H198L197 173H194V175H196V178H198V179H196V178H195V179H196V180H199L200 182H203V180H204L205 177L203 176V174H202V175H201ZM188 175H187V176H188ZM194 175H193V176H194ZM208 175H209V174H208ZM212 175H213V177H214V174H212ZM212 175L210 174V176H212ZM183 176H185V175H183ZM189 176L187 177V178H188V181H191V179L189 180ZM202 176H203V177H202ZM176 177H177V176H175V179H176ZM194 177H195V176H194ZM194 177H193V178H194ZM201 177H202V181H201V179H200ZM208 177H209V176H208ZM213 177H212V178H213ZM215 177H216V176H215ZM217 177H218V175H217ZM191 178H192V177H191ZM210 178H211V177H210ZM212 178H211V180L214 179V178H213V179H212ZM177 179H178V177H177ZM177 179H176V180H177ZM207 179H208V178H207ZM207 179L205 180V183H206ZM79 180H80V179H79ZM208 180H209V179H208ZM217 180H218V179H217ZM106 181H107V180H106ZM116 181H117V180H116ZM116 181H115V182H116ZM199 181H197V182H199ZM215 181H216V180H215ZM79 182L82 183V181H79ZM103 182H104V181H103ZM108 182H109V181H107L105 184H103L102 182H100V183H99L100 186H99L97 183H96V184H97V186H99V189L101 188L102 185H106V186H105L106 188H105V190H104V191H106V189H108V188H107L108 185H109V187L111 188L110 183L108 184ZM172 182H175V181H173V179H172V181H170V184H171ZM176 182L178 183V180H177ZM176 182H175V184H176ZM195 182H196V181H194V183H195ZM200 182H199V183H200ZM208 182H209V181H208ZM87 183H88V182H87ZM87 183H85V184H87ZM101 183H102V185H101ZM112 183H114V182H112ZM119 183L121 184V182H119ZM119 183H118V185H119ZM192 183H193V181L191 182V184H192ZM199 183H198V184H199ZM83 184H84V183H83ZM83 184H82V185H83ZM91 184H92V183H91ZM114 184L117 185L116 183H114ZM175 184H174V185H175ZM201 184H202V183H201ZM210 184H211V183L209 182L208 186H209ZM212 184H213V183H212ZM87 185H89V184H87ZM93 185H94V183H93ZM93 185H92V186H93ZM118 185H117V188H118ZM174 185H173V183L171 184V186H174ZM192 185H193V184H192ZM204 185H205V184H204ZM79 186L81 187L80 183H79ZM90 186H91V185H90ZM90 186H86V188L83 189V191L85 190V192H87L86 189H87L88 187H90ZM97 186H95V187H97ZM119 186L122 187V185H119ZM196 186H197V184H196ZM214 186H215V185H214ZM84 187H85V186H84ZM102 187H103V186H102ZM125 187H126V186H124V188H125ZM197 187H198V186H197ZM197 187H195V185H193L192 188H194V191H195V188H197ZM200 187H202V186H200ZM200 187H199V188H200ZM203 187H204V186H203ZM90 188H91V187H90ZM113 188H114V187H113ZM204 188H205V187H204ZM209 188H210V186H209ZM21 189H22V188H21ZM21 189H20V191H21ZM23 189H25V188H23ZM88 189H89V188H88ZM88 189H87V190H88ZM92 189H94V187H93ZM96 189L98 190V188H95V189H94L95 192L97 191ZM103 189H104V188H103ZM118 189L120 190V187H119ZM126 189H129V191H130V188H126ZM202 189H203V188H201V191H202ZM206 189H207V187H206ZM109 190H110V193H109V192H108V193H109V195L111 194V195H110L111 198L109 199V197H108V199H107V196H108V195L106 194V192L104 193V191H103V193L106 194V195H103V193H102V195H103V196H102V200L105 201V200L107 199L108 202H109V200H112V201H110V206H112L113 203H114V205H113L112 207H109V204H108V206L105 204L106 201L104 202L105 205L102 203L101 206L104 205V206H107V207H108L107 209H105L106 207L104 208L105 211H103V209H102V211H103V214H102V212H101L102 215L99 213V212H100V209L98 208L99 205L101 204V203H100V200H101V199H100V197H101L100 195H99L100 197H98V199H97V197L95 198V199H97V200L99 201V202H98V201L96 200L99 204L96 203V202H94L95 206H96V204H98V207H95L94 205H93V206L90 205L91 207H89V205H88L89 202H90V204H91V203L95 200V199H94V196H98V194H99L100 192H98V193L95 194L94 191H93L94 194L92 193V195H90V196H89V194H91V192H90L88 195L86 194V195H87V196H86L87 199H90V198H91L90 201L87 200V199H84L85 201L87 200L86 203L88 202V203H87V205H88L87 207H88V208H92V207H93V208H97V209H95V210H96V211H99L98 213L100 214L101 217H102L104 214H106V211H110V212H111L112 210H110V208L112 209L113 207H114V208H113V211L116 209L115 212H116V213H117V212L119 213V210H121V209H120L121 206H118V207H119V210H118V207H117L118 204L123 206V205H126V204L128 203V205H127L128 208H126V210H127V212L129 213V212L131 211V210H130V209H131L130 207H132V205H133L134 203H136V202L134 201V199H137V200H138V198H139V200H140V202H138L139 204H135V205H134V206H137V207H138V205H140V203H141V201H142L140 195L137 196L138 194H137V195L135 194V195L138 197V198H135V196H132L131 194H129V193L127 192L128 190H125V189H124V192L126 191V192H127V195L129 194V195H128L129 197H130V195H131V197H132V198L134 197V198L132 199V202H130V203H129V200L126 199L128 202L126 201V204H121V203H124V202H125V201L122 202V201H123L122 199L127 198L126 194H125V193H122V191H121V193H120L119 195H121V194L125 195L124 198L122 197L123 195H121V198H122V199H121V198L118 197V195H115V194H116V193H115L116 190L113 189V191H115V192H114V194H113L114 196L112 197V193H113V192H112V189H109ZM119 190H118V191H119ZM122 190H123V189H122ZM198 190H199V189H197V191H198ZM204 190H205V189H204ZM27 191H28V190H26V194H27ZM89 191H90V190H89ZM89 191H88V192H89ZM205 191H206V190H205ZM207 191H208V190H207ZM215 191H216V188H215V190H213V193H214ZM22 192H23V196H24V195H25V194H24V193H25L24 190H23ZM28 192H29V191H28ZM119 192H120V191H119ZM130 192H131V191H130ZM209 192H210V191H209ZM117 193H118V192H117ZM199 193H200V192H199ZM211 193H212V192H210L209 194H211ZM28 194H29V193H28ZM31 194H32V192H31ZM100 194H101V193H100ZM201 194H202V193H200L199 195H201ZM206 194H207V193L204 192V196H205ZM20 195H22V193H20ZM33 195H34V194H33ZM83 195H85L84 192H83ZM196 195H197V194H196ZM27 196H29V195H27ZM104 196H106V199L103 198ZM116 196H117V198H116ZM197 196H198V195H197ZM197 196H196V197H197ZM21 197H22V196H21ZM198 197H199V196H198ZM209 197H210V196H209ZM209 197H208V199H210L211 201H213V200L211 199V198H213V195H212L211 198H209ZM25 198H26V197H25ZM29 198H30V197H29ZM29 198H28L27 201L30 200ZM34 198H35V197H34ZM84 198H85V197H84ZM92 198H93L94 200H92ZM203 198H204V199H207V196H206V198H205V197H203ZM17 199H18V198H17ZM26 199H27V198H26ZM113 199H114V201H117V200H118V203H117V202H113ZM120 199H121V201L119 202ZM208 199L206 200L207 202L210 201V200H208ZM12 200H13V199H12ZM23 200H24V199L22 198V201H21V198H20V201H21V202H23ZM91 200H92V202H91ZM102 200H101V201H102ZM15 201H16V200H15ZM27 201H26V202H27ZM9 202H10V201H8L7 203H9ZM12 202H13V201H12ZM16 202H18V201H16ZM21 202H19V203L22 204V205H24V204L21 203ZM29 202H30V201H29ZM31 202H32V201H31ZM112 202H113V203H112ZM207 202H206V204L208 205ZM7 203H6V204H7ZM19 203H17L16 205H15L14 203H13V204H14L15 206H20V205H18ZM32 203L35 205V200H34V202H32ZM32 203H30V204H32ZM111 203H112V204H111ZM4 204H5V203H4ZM10 204H11V203H10ZM25 204H26V203H25ZM28 204H29V203H28ZM130 204H132V205H130ZM22 205H21V206H22ZM115 205H116V206H115ZM129 205H130V207H129ZM141 205L143 206L142 203H141ZM4 206H6V205H4ZM101 206H100V207H101ZM104 206H103V207H104ZM26 207H27V206H26ZM29 207H30V206H29ZM115 207H116V208H115ZM124 207H125V206H124ZM8 208H13L12 210H14V209L16 210V208H14V206L12 207V206H10V205L8 204V207L6 208V209H7L6 212H8ZM21 208H22V207H21ZM21 208H20V209H21ZM23 208H25V207H23ZM23 208H22V209H23ZM121 208L124 209L123 207H121ZM132 208H133V207H132ZM142 208H143V207H142ZM142 208H141V207H138V208L136 209V207H134L133 209H134V211H135L136 213H135V212L133 211V209H132V211L130 212V214H132V216H134V217L137 215L138 217L142 218V217H141L140 215H138V214H141V215H142V212H146V213L148 212V211H145L146 209H142ZM20 209L18 208L17 210H19V212H20V211H22V210H20ZM98 209H99V210H98ZM135 209H136V210H135ZM24 210H25V209H24ZM29 210H30V213H31L32 211H35L34 208H33V210L30 208ZM81 210H82V209H80V211H81ZM92 210H93V209H92ZM92 210H90V211H91V212H94V211H95V210H93V211H92ZM4 211H5V210H4ZM9 211H10V210H9ZM27 211H28V207H27ZM83 211H84V210H83ZM83 211H81V213H83L82 215L85 216V217L88 216V218H89V215H90V214H88V213H89V212H88L89 210H88V211H87V209L85 210V211H87V214H88V215L86 214V212L84 213ZM96 211L94 212V213H96L95 215L99 216V214H98ZM121 211H122V210H121ZM121 211H120V212H121ZM124 211H125V209H124ZM138 211H139V213H137ZM0 212H1V210H0ZM2 212H3V211H2ZM13 212H14V211H13ZM19 212H17L18 215L16 214L17 216H15V217L12 218V219H13L15 222H17V223L14 222V224H19V223H20V224L22 223V224H21L20 226H19V225H16V226H15L13 223H10L11 225H9V224H8V225H9V226H12V224H13V225H14L13 229H15V228L18 229L17 227L19 226V229H18L17 231H16V229L14 230V232L16 231V233H14V234H17V232H18V233L20 232L21 234L24 235V234L27 232V233H26L27 235L25 234V235H24V238H22V241H21V242L25 243V244L22 243V245H21V246L24 247V248H22L21 246H20V248L17 247V251H18V252L20 251V253H21V251H23V252H22L23 254L21 253L22 255H20V256H21V257H20V256L17 255V254H19V253L16 254L17 251H14V249H13V251H14L15 254H14V253H10L11 250L9 251V253H10L9 256H10V259H11L12 261H11L9 258H7V259H8V261L10 260V264L13 263V260H14V259L16 260V262L14 261V264H15V263L18 264V263H19V262L17 261L18 259L21 258L20 260H21L22 262H23V260H24V262H25V261L29 258V259L27 260V262H28L29 260H30V262H28V263H24V262H23V263H24V264H34V263H35V264H36V263L38 264V261H39V260H38V257H36L37 262H34V261H36V260H34V261L32 262L31 259H30V257H29V256H32V255H30V254H31V253L33 254V252L35 251V250L32 251V249H33V247H34L33 244H31V246L29 245L30 243H32V241L30 240L31 238H30V236H29V235H30V231L28 230V228L31 230V228H32V227H31V224H30L29 222H28V223H25L26 221H29V219H28L29 217L27 218L28 220H27V219L25 220V216H26V210H25V213H24L25 216L23 217L24 219L22 218L23 222H18V221H19V217H20V216H19ZM23 212H24V211H23ZM115 212H111V213H113V215H110V214H109V215H110L109 218H111V216H116V217H117V214H114ZM127 212H126V213H127ZM140 212H141V213H140ZM21 213H22V212H21ZM21 213H20V215L22 216ZM28 213H29V212H27V214H28ZM32 213H33V212H32ZM34 213H35V212H34ZM107 213H108V212H107ZM146 213H144V214H146ZM149 213H151V212H149ZM92 214H93V213H92ZM124 214H125V212H123V215H124ZM130 214H129V215H128V214H125V215H127V216H126V218H127L126 220H125V217L122 216L123 220L125 221V224H124V221L120 219L121 217L118 216V217H120L119 220H117L118 218H117V219H113V218H112L113 220H111V221L109 220V221L107 222V223L109 224V225L106 224L107 227H106L105 224H100V225H99V223L101 222V221H99L100 219L97 221L98 225H96V223H95L94 225L92 224V226H95V227H93V228H100V229H101L102 227H103V228L105 227L106 229L104 228V230H107V231H110L112 228L115 229V230L118 228V229H119L118 234H119V233H120V235L123 234L122 236H124V234H126V236H124V237L127 238V239H126L127 241L131 242V243L128 242L129 245H131V244L133 245V243L136 242V240H137L138 238H140V237H141V238L143 237L142 239H146V240L149 241V246H148V247H149L150 249H151V247H152V249H154V250H152V251L149 250V252H150V253L155 252V253H153V255H152V254H151V255L149 254V256H151V257H150L151 259L148 258V257H149L148 255H147V257L143 258L142 256H143V255L145 256V254H148V251H146V250H145V251H141V249H140V250H139V249H138V250L135 249V251H136V255H134L135 257H134V256H131V254L133 253V251H131V247H132V245L129 246L128 243H127L125 247H126L127 250L131 251V254H130L129 251H127V250H125V253H124V251H121V252H123V254L126 255L125 259H127V263L130 261V259H133V258L136 259V262H140V260H138V258L141 259V257H142V259H146L145 262L147 261L148 264H149V263L152 264V263H151V262H153L152 260L156 261V260H155V259H156V258H155V256H156V252H157V258H158V259H160L161 257L164 256L163 253H165V257H166V255L169 256L168 253L170 252V257L167 256L168 259H167V257H166L165 259L169 261V259H170L171 257L174 256L175 258L173 257V258H171L170 260H171V263H175V264H176V263H177V262H176V261H177V259H176V258H177V257H176L177 254H175V255L173 254V255L171 256V252L174 253L173 250L175 249V248H172V247L175 246V244H173V243H175V242H173V241H175L174 237H172V235H171V237L169 236L168 241H165L166 239H164V241H163V238H165L166 236H168V234L170 235V233H172V232H170V233H169V231H167V232L165 231V232H164L163 229H162V231H161V230H160V231H156V230H154V228L157 229L158 226L155 227L156 225H154L153 223L150 224V219H148L149 221L147 220V221H148V224H145L146 222L143 221L144 223H143V225H141V224H142V221H140L141 224H140V223H137V224H134V225H135V226H134V225H133V222L135 223V221H137V220H139V219H138L137 216H136L135 218H134V217L131 218V215H130ZM7 215H9V214H7ZM10 215H11V216H14L13 214H10ZM10 215H9V216H10ZM86 215H87V216H86ZM109 215H108V216H109ZM147 215H148V214H147ZM149 215H150V214H149ZM149 215H148V216H149ZM90 216H91V215H90ZM150 216H151V215H150ZM152 216H153V215H152ZM16 217H18V218L15 219ZM85 217H84V218H85ZM92 218H93V216H92ZM94 218H97V217L95 216ZM129 218H131V220H130ZM7 219L10 220V218H8V216H7ZM85 219H86V218H85ZM85 219H84V220H85ZM90 219H91V218H90ZM133 219H137V220H133ZM144 219H145V218H144ZM22 220H21V221H22ZM86 220H87V219H86ZM86 220H85V221H86ZM92 220H94V219H91V220H90V221H91L90 223L93 222ZM116 220H117V221H116ZM11 221H12V220H11ZM11 221H10V222H11ZM85 221H84V222H85ZM105 221H106V220H105ZM131 221H133V222L131 223ZM12 222H13V221H12ZM77 222H78V221H77ZM77 222H75V223L77 224ZM82 222H83V221H82ZM86 222L89 223V220H87ZM7 223H9V222H7ZM7 223H6V225H7ZM23 223L25 224V226L23 225ZM75 223H74V226H75V227H76V226L79 227V225H76ZM78 223H79V222H78ZM101 223H102V222H101ZM113 223H114V224H113ZM118 223H120V224H118ZM126 223H127V224H126ZM128 223H129V224H128ZM28 224H29V225H28ZM79 224H80V223H79ZM115 224H116V225H115ZM149 224H150V225L153 224L152 227H151ZM8 225H7V226H8ZM22 225H23V226H22ZM80 225H81V224H80ZM89 225H90V227L88 226V224H85V226H88V228H87V227L84 228L83 223H82V227H80V228H81L82 231H84V229L87 230V229L92 228V227H91V224H89ZM102 225H103V226H102ZM104 225H105V226H104ZM125 225H130V226L132 225V227H135V228H131V227H129L130 229L128 230V232H127V231H123V230L125 229L124 227H128V226H125ZM140 225H141V226H140ZM147 225H148L149 227H147ZM1 226H2V225H1ZM3 226H4V225H3ZM27 226H29V227H27ZM63 226H64V225H63ZM100 226H101V227H100ZM108 226H112V227H108ZM121 226H123V227L121 228ZM136 226L139 227V228L137 227L139 230H140L141 228H142V229L139 231V230L136 228ZM153 226H154V227H153ZM23 227H24L25 229H26V227H27V230H25ZM116 227H117V228H116ZM143 227H144V228H143ZM150 227H151V228H150ZM212 227H213V224H211V228H212ZM11 228H12V227H11ZM20 228H21L22 231L20 230ZM22 228H23V229H22ZM61 228L63 229L62 226H61ZM61 228H60V229H61ZM64 228H65V227H64ZM103 228H102V229H103ZM110 228H111V229H110ZM108 229H109V230H108ZM120 229H121V231H120ZM127 229H128V228H126L125 230H127ZM132 229H136V230H132ZM144 229H145V231H144ZM147 229L149 230V232H148ZM152 229H153V230H152ZM159 229H160V228H158L157 230H159ZM19 230H20V231H19ZM24 230H25L26 232H25ZM64 230H65V229H64ZM146 230H147L148 233H146ZM151 230H152V233H154V235H152ZM165 230H166V229H165ZM167 230H168V229H167ZM23 231H24L25 233H24ZM31 231H32V230H31ZM116 231H117V230H116ZM131 231H133V232H131ZM134 231H135V232H134ZM136 231L140 233V236H139V233H136ZM142 231L145 232V236L143 235L144 232H142ZM154 231L157 232L158 234H160L159 232H162V233L164 232V234L161 233L160 235H161V237H162L163 235H166V236H165V237H162V239H161V237H159L160 235L156 234ZM28 232H29V233H28ZM121 232H122V234H121ZM126 232H127V233H126ZM141 232H142L143 234H142ZM105 233H106V232H105ZM129 233H131V234L134 233V234H136V236H139V237H137V239H136V236L134 237V235H131V234H129ZM166 233H167V234H166ZM103 234H104V233H102L101 235H103ZM128 234L130 235L131 239L128 238V236H129ZM146 234H147V235H146ZM150 235H151L153 238H152ZM156 235H158V237H156L157 240H156L155 237H154V236H156ZM146 236H147V238H146ZM28 237H29L30 239H29ZM133 237H134L135 240L132 239ZM144 237H145V238H144ZM25 238H26V240H29L30 242L28 241V242H29V243H28L26 240H24ZM171 238H173L172 243L170 242V241H171ZM150 239H152V240H150ZM153 239H154V240H153ZM158 239H159V240H158ZM169 239H170V240H169ZM222 239H223V238H222ZM224 239H225V238H224ZM23 240H24V241H23ZM100 240H101V241H100ZM130 240H132V241H130ZM161 240L163 241V244H164V245H165V242H166V244H167V246L169 247V249H166L167 247L165 248V246H164V249H163V250L161 249V248H162V246H161V243H162ZM220 240H221V238H220ZM25 241H26V242H25ZM148 241H147V242H148ZM151 241H152V242L154 241L153 244H152ZM157 241H158V242H157ZM221 241H223V240H221ZM221 241H220V242H221ZM225 241H226V240H224V242H225ZM5 242H6V241H5ZM98 242H101V243H102V239H101V238L98 239L97 243H98ZM132 242H133V243H132ZM156 242H157V243H156ZM217 242H218V243H217ZM220 242L217 241V239L214 241V243H213V247L215 246V250L217 249V250L220 251L221 248H222V249H225V250H228V252L230 251V249H231V252H232V250H234V251H233L234 253L232 252L234 258L231 256L232 254H230V258H232V259H236L237 257H238V259H240L239 257H241V259H243V256L246 257V255H243V256H242V253H243V254H246V253H244L245 250H244V248L242 247L243 244L240 246V243H241L240 241H239V242L237 241V242L239 243V244H236V245H238V247H237V246H234L235 244L233 245L236 249H235L233 246H232L233 249H232L231 246H230V248H227V246H226V245L224 246V245H223L224 243L221 242V244L224 246V248H223V246L220 245ZM234 242H236V241H234ZM234 242H233V243H234ZM97 243H95V244H97ZM103 243H104V241H103ZM103 243H102V245H103ZM155 243H156V244H155ZM5 244H6V243H2V246H4ZM7 244H8V242H7ZM7 244H6V245H7ZM104 244H105V243H104ZM150 244H152L151 247H150ZM157 244H158V245H157ZM159 244H160V245H159ZM163 244H162V245H163ZM169 244H170V245H169ZM215 244H216V245H215ZM218 244H219V246H218ZM225 244H226V242H225ZM228 244H230V243H228ZM228 244H227V245H228ZM6 245H5V246H6ZM24 245H25V246H24ZM26 245H27V247L30 246V249H31V250H30L29 248H28V250H25V249H26ZM97 245H101V244H97ZM155 245H156V246H155ZM171 245H172V246H171ZM10 246H11V245L9 244V248H7L8 246H6L5 248H7V249L12 248V247H10ZM32 246H33V247H32ZM127 246H128L130 249H129ZM160 246H161V248H160ZM217 246H218L220 249H218ZM239 246H240V247H239ZM0 247H1V246H0ZM99 247H100V246H98V248H99ZM156 247H157V248H156ZM170 247H171V249H172L171 251H169V250H170ZM1 248L3 249V247H1ZM18 248H19V249H18ZM98 248H97V249H98ZM104 248H106L105 251H106V252L108 251V253H106L104 250L102 251L103 248H102V249L99 248L101 251H100L99 249H98V251H99V252H102V253L105 252V254H109V255H111V254H110L111 251L108 250V247L106 246V244L104 245ZM159 248H160L161 251L158 250ZM133 249H134V248H133ZM146 249H147V245H146ZM222 249H221V250H222ZM237 249H238V251H237ZM239 249H240V250H239ZM242 249H243L244 251H243ZM15 250H16V248H15ZM156 250H158V251H156ZM165 250H166V251H165ZM217 250H216V251H217ZM225 250H222V251H225ZM235 250H236V252H235ZM29 251H31V253H30ZM137 251H139L140 254H139V253L137 254ZM219 251H217V252H219ZM240 251H241V252H240ZM24 252H26V253H24ZM27 252H29V253H27ZM121 252H120V253H121ZM126 252H127V253H126ZM142 252H143V253H142ZM145 252H146V253H145ZM158 252H159L162 256H161ZM161 252H162V253H161ZM34 253H35V252H34ZM102 253H101V254L98 253V258H97V259L99 260V262H98V260L95 258V259H94V260H95L94 263L98 262V263L100 264V261H101V263L105 264V262L107 261L106 263L109 262V264H112V263H113V258L109 260V258H111V256L108 258L109 255L106 256L104 253H103L104 255H102ZM128 253H129V255H130V259H129V257H128ZM141 253H142V254H141ZM166 253H167V254H166ZM219 253H222V252L220 251ZM223 253H225L224 256H223V258H222L220 255H219L220 258H219V256L217 257L216 255H218V253L213 254V255H215V257L219 258V259H218L219 261H220V260L226 261L224 257H226L225 255H227L228 253H227V251H225V252H223ZM238 253H240L241 255L238 254ZM11 254H12L13 256H12ZM25 254H27V256H26ZM36 254H37V253H36ZM115 254H116V253H115ZM118 254H119V252H118L116 255H118ZM236 254H237V255H236ZM94 255H95V257H96V254H94ZM100 255H101V257H99ZM138 255H139V257H138ZM141 255H142V256H141ZM159 255L161 256L160 258L158 257ZM183 255H184V254H183ZM185 255H186L188 258H187ZM185 255H184V256H185L186 261H187V259L189 260V257H190V256H191V257L194 256V254H192V255H190V256H188V254H185ZM197 255L200 256V257H198L199 260H204V259H205L204 261H207V260H213V259H215V257L212 256L211 254H207V255H206V254H204V255L202 254V256H201L200 254H197ZM197 255H196V256H197ZM209 255H210V256H209ZM222 255H223V254H222ZM234 255H235V256H234ZM9 256H7V257H9ZM11 256H12V257H15V258H11ZM17 256H18L19 258H18ZM36 256H38V255H36ZM112 256L114 257V264H116V263H117V264H119V263L122 264L123 262L126 261V260H124V257H123L122 254H121V256L123 257V260L121 259V256H119V255H118L119 257L116 256V258H115L114 254L112 253ZM136 256H137L138 258H137ZM140 256H141V257H140ZM178 256H180V255H178ZM196 256H195V257H196ZM228 256H229V255H228ZM22 257H23V258H22ZM26 257H27V258H26ZM33 257H34V256L31 257L32 260L35 258V257H34V258H33ZM44 257H45V256H44ZM44 257H43V260L46 258L44 261H46V260L49 259V258H47V257H45V258H44ZM103 257H107V258H104L105 260L103 261ZM127 257H128V258H127ZM131 257H133V258H131ZM180 257H182V255H181ZM191 257H190V258H191ZM195 257H193L195 260L192 259V258H191V260H193V261H196V260H197V261H198V258H197V257L195 258ZM206 257H207V258H206ZM208 257H211L212 259H210V258L208 259ZM213 257H214V258H213ZM16 258H17V259H16ZM41 258H42V257H41ZM41 258H40V261L42 262L43 260H41ZM99 258H100V259H99ZM118 258H120V259H118ZM154 258H155V259H154ZM178 258H179V257H178ZM217 258H216V259H217ZM221 258H222V259H221ZM5 259H6V258H5ZM115 259H116V261L118 260V262H116ZM128 259H129V260H128ZM148 259H149V260H148ZM158 259H157V260H158ZM172 259H173V260H172ZM174 259H176L175 262H174ZM185 259H184V260H185ZM0 260H1V258H0ZM91 260L93 261V259H91ZM119 260H120L121 262H119ZM137 260H138V261H137ZM161 260H164V257H163V259H161ZM166 260H165V261H166ZM179 260L181 261V259H179ZM184 260H182V261H184ZM218 260H217V261H218ZM227 260H228V259H227ZM2 261H3V259L1 260V263H2ZM6 261H7V260H6ZM6 261H5V262H6ZM40 261H39V262H40ZM133 261H135V260H132L130 264H133ZM149 261H150V262H149ZM189 261H190V260H189ZM230 261H233V260H230ZM110 262H111V263H110ZM169 262H170V261H169ZM3 263H4V262H3ZM7 263H8V262H7ZM127 263L125 262V264H127ZM134 263H135V262H134ZM171 263H170V264H171ZM213 263H215V262H213ZM213 263H212V264H213ZM19 264H20V263H19ZM21 264H22V263H21ZM135 264H137V263H135ZM138 264H139V263H138ZM140 264H141V263H140ZM143 264H145V263L143 262ZM168 264H169V263H168ZM180 264H182V263H180ZM206 264H207V263H206Z\"/></svg>",
	"mask_w": 264,
	"mask_h": 264
}]
</instances>
